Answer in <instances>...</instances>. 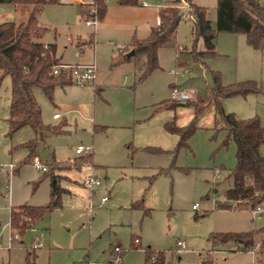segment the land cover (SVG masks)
Returning <instances> with one entry per match:
<instances>
[{"label":"rangeland","instance_id":"1","mask_svg":"<svg viewBox=\"0 0 264 264\" xmlns=\"http://www.w3.org/2000/svg\"><path fill=\"white\" fill-rule=\"evenodd\" d=\"M191 2L207 9L215 28L217 0ZM173 3L184 12L182 0H138L134 6L108 0L104 17L91 26L75 0L47 3L38 14L40 40L55 43L56 56L65 63L94 61L95 80L58 84L52 98L33 87L42 123L61 127L46 132L34 150L45 172L33 166V158L27 160L29 149L23 144L34 137L33 129L10 131L11 78L2 77L0 264H115L117 255L119 264H152L147 249L156 260L158 252L164 253L160 264H264V217H253L250 208L217 207L231 184L236 145L215 120L223 110L238 118L256 116L264 128V40L261 48H253L244 33L216 31V55L196 59L190 52L204 49L203 41L192 32V18L181 17L173 44L158 47V67L141 81L133 60L113 62L133 39L146 38L161 8ZM28 11H14L2 1L0 23L23 20ZM78 41L83 44L80 56ZM212 72L224 85L253 80L259 91L208 101ZM174 84L195 94L188 101L206 104L196 118L192 105L164 106L176 101ZM194 118L197 128L188 147L175 151L178 135L166 124L182 126ZM78 145L88 146L90 153L77 154ZM260 151L264 155V142ZM90 174L99 185L87 184ZM54 183L61 188L60 206L43 210L36 219L33 211L19 208L45 206ZM11 207L18 208L21 220L35 219L13 240ZM246 231L253 232L248 247L215 237ZM178 240L186 251L176 254ZM34 242L40 245L33 248Z\"/></svg>","mask_w":264,"mask_h":264},{"label":"trees","instance_id":"2","mask_svg":"<svg viewBox=\"0 0 264 264\" xmlns=\"http://www.w3.org/2000/svg\"><path fill=\"white\" fill-rule=\"evenodd\" d=\"M9 1L17 10L28 8L25 19L18 22L3 21L0 23V81L4 75L11 78L9 117L10 131L14 132L23 126H30L34 137L26 142L29 154L27 160L33 158L37 143L44 141L46 132H59L60 126H45L41 120V109L33 95V87L38 86L44 94L52 98L56 85H67L71 80L60 74L51 73L53 65L63 63L56 56L55 43H45L40 40L41 33L37 16L47 3L58 0H0ZM189 1V0H187ZM122 6H134L138 0H118ZM193 15L192 32L196 38H201L204 49L192 50L190 53L196 59H204L216 55L214 37L215 32H241L246 36L248 45L261 48L264 40V5L260 0H217L215 28L212 27L207 9L203 6L189 2ZM85 6L96 8L97 19L101 20L106 13L105 0H87L81 4L83 15H88ZM81 13V14H82ZM182 10L172 5H166L159 11L160 24L150 28L149 35L144 39H133L128 48L113 58L114 63L133 60L139 70L138 81L144 79L152 70L158 67L157 50L161 45L173 44L175 31ZM91 40V39H90ZM133 50L131 55H127ZM126 54H125V53ZM213 86L209 88L208 101L227 98L233 95H246L259 91L255 81L245 80L229 85L221 82L218 72H212ZM96 89V87H95ZM192 105L195 118L206 107L205 103L197 101H171L164 103L165 107L177 105ZM195 118L186 125H177L168 122L166 128L178 135L175 151L188 147V140L196 130ZM216 122L223 124L227 130V139L232 137L236 145V164L229 173L231 184L224 191V199L217 203L218 208H252L264 201V155L260 145L264 142V128L258 117L238 118L232 112L221 110L216 117ZM54 163L52 168L57 167ZM48 171V168L45 172ZM53 175V174H52ZM61 188L52 184L50 201L45 206L21 205L19 208H28L33 211L35 219L42 215L43 210L60 206ZM139 206V204H136ZM21 212L18 208H10V226L22 234L35 221L25 222L19 218ZM28 215V214H27ZM225 241L235 240L248 247L253 243V232H228L219 233ZM135 244V243H134ZM135 246V245H134ZM152 252L146 250L149 259ZM164 253L158 252L156 264L163 262Z\"/></svg>","mask_w":264,"mask_h":264},{"label":"built area","instance_id":"3","mask_svg":"<svg viewBox=\"0 0 264 264\" xmlns=\"http://www.w3.org/2000/svg\"><path fill=\"white\" fill-rule=\"evenodd\" d=\"M78 3L80 4H85L87 3V0H76ZM108 1V0H105ZM182 7V9H184V12L182 14L183 18H187V17H191L193 20V15L190 11V6L186 1H182V5L180 6ZM96 8L95 7H91L88 10V15H86L85 17V23L89 26L91 25H96L97 23V15H96ZM160 18L157 17L155 19V23L157 25L160 24ZM68 41H71L70 38H67ZM119 50L121 51V48H119ZM95 72H96V66L94 63H76V64H69V63H59V64H55L53 65L52 69H51V73L55 76H58L60 74L64 75L65 78L71 80V82H75L78 84H86V83H93L94 79H95ZM175 72L174 70L171 71V73ZM171 95L173 97V100L176 101H186L189 100L191 98H193V92L192 91H186L183 89H179L177 87H173L171 90ZM54 117H57L54 115ZM75 152L77 154H83V153H90V148L88 146H83V145H78L75 148ZM32 164L33 166L38 169V170H42L45 171L47 169V166L44 165L37 157H33L32 160ZM217 172H219L217 170ZM86 182L87 184H89L90 186H94V185H99L100 181L95 178L92 174L88 175L86 178ZM102 202H104L106 200V197H102ZM193 209L197 208V204H193L192 205ZM250 213L253 217H264V201L261 203L256 204L254 207L250 208ZM28 219L30 220V217H28ZM9 226H10V222H9ZM14 230V231H13ZM17 234H20L16 229H12L10 226V240H13ZM134 242L137 243V239H134ZM40 245V243L38 242H34L32 247L33 248H37ZM186 249V245L185 242L183 240H178L176 242V246L173 249L174 253L179 254L182 253L183 251H185ZM116 251H119V248H115ZM150 261L152 264H156V257L153 255L150 257ZM113 263L115 264H119L120 263V256L117 255L114 260H112Z\"/></svg>","mask_w":264,"mask_h":264},{"label":"crops","instance_id":"4","mask_svg":"<svg viewBox=\"0 0 264 264\" xmlns=\"http://www.w3.org/2000/svg\"><path fill=\"white\" fill-rule=\"evenodd\" d=\"M76 1V0H75ZM182 1H185V0H182ZM77 2V1H76ZM177 2V1H176ZM188 2H191V0H189ZM11 3V2H10ZM174 4L175 3H173V4H165L163 7H165L166 5H172V6H174ZM11 5H12V7H13V9H14V11H18L16 8H15V6H14V4L13 3H11ZM28 9V8H27ZM157 17H159V15H157L156 16V18ZM18 22V21H17ZM155 26H158L156 23H155ZM72 41V40H71ZM71 41H68V42H71ZM79 41H80V39H79ZM79 41L77 42V44H76V46H78L79 47V50H78V54L77 55H79L80 56V53H81V51H82V46H83V44H80L79 43ZM44 42V41H43ZM45 43H48V42H45ZM59 61L60 62H63V63H65V61H63L62 59H61V57H59ZM76 63H89V62H76ZM92 63H94V61L92 62ZM95 64V63H94ZM95 80V79H94ZM176 85L174 84V85H172V88L173 87H175ZM96 87V86H95ZM193 97H195V94L193 93ZM216 101V100H215ZM54 115L56 116V114L54 113L53 114V118H55V119H57L58 118V116L57 117H54ZM34 157H37V156H34ZM134 243H136V242H134ZM186 245V244H185ZM185 251H186V249H185ZM185 251H183V252H185Z\"/></svg>","mask_w":264,"mask_h":264},{"label":"water","instance_id":"5","mask_svg":"<svg viewBox=\"0 0 264 264\" xmlns=\"http://www.w3.org/2000/svg\"><path fill=\"white\" fill-rule=\"evenodd\" d=\"M133 53V50H130L127 55H131Z\"/></svg>","mask_w":264,"mask_h":264}]
</instances>
